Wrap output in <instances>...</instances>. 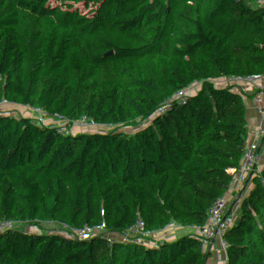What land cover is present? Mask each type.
<instances>
[{
  "label": "trees",
  "instance_id": "1",
  "mask_svg": "<svg viewBox=\"0 0 264 264\" xmlns=\"http://www.w3.org/2000/svg\"><path fill=\"white\" fill-rule=\"evenodd\" d=\"M263 41L264 0H0V241L28 252L0 264H208L202 225L172 211L234 198L203 105ZM43 247L70 260L30 261ZM226 264H264L261 189Z\"/></svg>",
  "mask_w": 264,
  "mask_h": 264
},
{
  "label": "built area",
  "instance_id": "2",
  "mask_svg": "<svg viewBox=\"0 0 264 264\" xmlns=\"http://www.w3.org/2000/svg\"><path fill=\"white\" fill-rule=\"evenodd\" d=\"M96 1H103L108 4L119 3L129 8L132 12H135L141 0ZM254 61L260 63V66H257L258 69L253 68ZM128 64L129 62L127 61H103L96 64V66L122 70ZM248 69H251L252 72L248 78L245 79L243 71ZM245 80H247V85L245 84ZM250 90L261 93L262 97L259 98L257 110L264 114V45L261 44L252 51L247 63L226 90L227 103L225 106L223 105V109L220 112H216V109L222 104L206 103L203 105L204 109L213 111L214 116L221 122L217 130V135L222 137L224 141V151L232 166V177L236 187L234 198L226 206L211 205L204 209L194 207L172 211V213L181 217L196 218L203 213L211 215L214 221V231L219 236L218 241L223 249H225L229 242L238 244L240 241L246 228V220L254 206L256 196L260 189L264 199V122L263 127L250 129L246 136L239 140L240 160L238 163L234 161L232 156L233 142L229 135L230 120L233 112L238 107L239 100L245 97H248L250 102H255L256 100L254 96H249ZM160 217L161 213H154L147 219L136 223L118 238L117 243L119 245H124L136 237L144 236L148 228L154 225ZM224 231H228V235L220 237ZM0 244L4 247L6 246V244L1 241ZM23 253L25 254L19 255V261L22 263L28 261L27 250H24ZM49 254L51 253L43 247L33 256H46ZM226 262L227 260L220 255L214 258L210 264H226Z\"/></svg>",
  "mask_w": 264,
  "mask_h": 264
},
{
  "label": "crops",
  "instance_id": "3",
  "mask_svg": "<svg viewBox=\"0 0 264 264\" xmlns=\"http://www.w3.org/2000/svg\"><path fill=\"white\" fill-rule=\"evenodd\" d=\"M261 45H264V41L261 43ZM257 66H260V63L254 61L253 68L258 69ZM251 72V69L244 70V78L247 79ZM246 83L247 80H245V84ZM249 96H254L256 98L255 102H250L248 97L240 99L238 107L233 112L230 120L229 135L232 138V156L236 163H238L240 160V149L238 145L239 140L245 137L250 129L263 127L264 122V114L257 110L259 98L262 97L261 93L255 90H250ZM194 221L200 223L204 229L208 264H210L214 258H217L220 255H222L228 262L234 256V252L238 244L229 242L225 249L221 247L218 241L219 236L214 231V221L211 215L203 213L197 216ZM226 235H228V231H224L220 237H224Z\"/></svg>",
  "mask_w": 264,
  "mask_h": 264
},
{
  "label": "rangeland",
  "instance_id": "4",
  "mask_svg": "<svg viewBox=\"0 0 264 264\" xmlns=\"http://www.w3.org/2000/svg\"><path fill=\"white\" fill-rule=\"evenodd\" d=\"M92 1H94L96 3H104L103 1H96V0H92ZM64 69L70 70L71 68L70 67H64ZM115 70L121 71L119 69H115ZM12 135H15L14 131L12 132ZM39 140L41 142L45 143V140L43 139L42 136H39ZM8 167L10 168L11 166H8ZM0 250H4V253L10 254V255H18L19 256V255H24L25 254V253H23V251H20V249L19 250H15V249H12V248L5 249V247L2 244H0ZM109 252H110V249L109 250H105V251H99V253L96 256L79 257V261H83V262H86V263H94L97 260H100V259H103L104 257H106L109 254ZM69 260H70V257H67V256H56V255H53V254H49V255H46V256L35 255V256H31L30 257V261H32L33 263H38V262H48V263L67 262Z\"/></svg>",
  "mask_w": 264,
  "mask_h": 264
},
{
  "label": "water",
  "instance_id": "5",
  "mask_svg": "<svg viewBox=\"0 0 264 264\" xmlns=\"http://www.w3.org/2000/svg\"><path fill=\"white\" fill-rule=\"evenodd\" d=\"M222 109H223V105H220V106L216 109V112H220ZM204 114H206L208 117H213V116H214L213 111H211L210 109H205V110H204ZM194 130H195L196 132L199 131V124L196 123V124L194 125Z\"/></svg>",
  "mask_w": 264,
  "mask_h": 264
}]
</instances>
